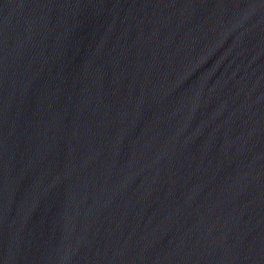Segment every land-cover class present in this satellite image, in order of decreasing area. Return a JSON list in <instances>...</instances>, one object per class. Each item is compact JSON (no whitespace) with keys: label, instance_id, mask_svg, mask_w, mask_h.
<instances>
[{"label":"water","instance_id":"95a60500","mask_svg":"<svg viewBox=\"0 0 264 264\" xmlns=\"http://www.w3.org/2000/svg\"><path fill=\"white\" fill-rule=\"evenodd\" d=\"M0 264H264V0H0Z\"/></svg>","mask_w":264,"mask_h":264}]
</instances>
